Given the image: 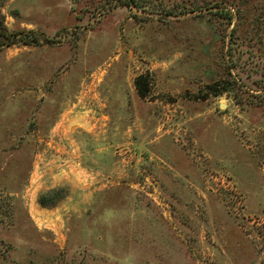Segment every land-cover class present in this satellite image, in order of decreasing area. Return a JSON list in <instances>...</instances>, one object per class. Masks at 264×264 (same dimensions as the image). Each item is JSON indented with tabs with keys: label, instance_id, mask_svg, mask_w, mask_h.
Wrapping results in <instances>:
<instances>
[{
	"label": "rangeland",
	"instance_id": "rangeland-1",
	"mask_svg": "<svg viewBox=\"0 0 264 264\" xmlns=\"http://www.w3.org/2000/svg\"><path fill=\"white\" fill-rule=\"evenodd\" d=\"M1 18L42 39L0 50V264H264V0Z\"/></svg>",
	"mask_w": 264,
	"mask_h": 264
},
{
	"label": "trees",
	"instance_id": "trees-1",
	"mask_svg": "<svg viewBox=\"0 0 264 264\" xmlns=\"http://www.w3.org/2000/svg\"><path fill=\"white\" fill-rule=\"evenodd\" d=\"M41 39L42 38L34 31L20 30L10 32L5 25L4 19H0V50L16 44H23L26 46L38 45ZM136 88L139 96L141 98H146L150 92L149 78L144 75L139 76L136 79ZM64 196V189L58 188L43 193L39 201L43 206H55Z\"/></svg>",
	"mask_w": 264,
	"mask_h": 264
}]
</instances>
